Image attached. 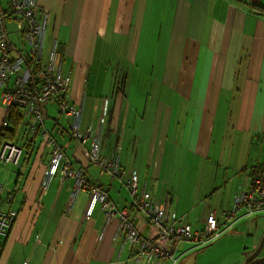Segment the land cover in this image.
Here are the masks:
<instances>
[{
	"label": "crops",
	"instance_id": "obj_1",
	"mask_svg": "<svg viewBox=\"0 0 264 264\" xmlns=\"http://www.w3.org/2000/svg\"><path fill=\"white\" fill-rule=\"evenodd\" d=\"M161 1L39 0L49 14L61 73L70 79V97L81 106L79 128L94 130L91 136L99 139V154H115L124 174H101L86 155L92 141L71 138L74 118L60 115L49 102L44 108L52 126L46 131L61 147L69 168L82 172L88 185L108 190L117 208L132 201L126 182L136 173L139 188L154 203H167L189 225L204 227L209 213L222 217L233 197L250 193L251 172L264 168V16L250 6L264 7V0H177L168 55L158 62L157 74L162 90L167 85L174 89L182 105L160 99L158 107L146 106L152 90L148 85L143 107L134 109L129 94L123 96L125 77L107 67L112 54L123 51L129 58L135 53V48L130 52L135 12L145 13L149 4L157 9ZM214 1L212 23L206 28ZM147 80L138 75L136 81ZM110 83L122 91L107 93ZM102 104L109 108V117L99 125ZM150 112L158 128H152L141 152L134 133L136 127L144 128ZM4 116L0 94V124ZM26 133L28 139L35 136L33 154L28 162L26 154L20 157L12 185L11 178L0 175L7 187L11 185L5 196L10 207L5 208L0 184V212H16L6 237L0 238V264H133L118 246L116 218L106 222L96 206L86 219L90 197L88 192L75 193V178L58 174L43 188L49 149L43 130ZM223 180V189L215 190ZM199 207L205 210L200 224L199 213L191 212Z\"/></svg>",
	"mask_w": 264,
	"mask_h": 264
},
{
	"label": "bare ground",
	"instance_id": "obj_2",
	"mask_svg": "<svg viewBox=\"0 0 264 264\" xmlns=\"http://www.w3.org/2000/svg\"><path fill=\"white\" fill-rule=\"evenodd\" d=\"M2 1H4L6 7H3ZM30 2L31 0H0V94L1 97L5 94H9L14 101H17L10 107L4 108L5 116L0 124V130L9 126L6 117L12 108H16L18 114L21 116L20 128L21 126L24 127L25 133L21 134L19 143L20 147L16 146L15 143L14 146L24 154L27 155L29 153L31 156L35 150L33 148L35 136L30 137L32 144L31 148L27 150L24 141L30 139H28L26 131H33L34 133H37L40 130L46 131L45 121L49 119L44 107L34 109L31 106L29 102L35 99H46L49 104H55L58 107L57 110L60 115L74 118V121L69 126V129L72 131L71 138H73L74 132L81 133L83 131L85 133L83 141L86 142L87 139L92 141L93 139L91 135L94 130L89 128L81 130L79 128L77 119L80 116L81 106L80 103H77L72 97H70V79L67 75L61 73L57 52L58 46L55 39L52 41L48 53V59L44 63L43 46L46 27L49 22V14L41 8L39 0H35L34 6H30ZM25 8L26 10L32 11L35 15V17H31L29 21L23 16L10 17L7 14L11 9V12L16 14L23 12L21 10H24ZM9 21L14 25L17 36L16 40L19 41L18 44L13 43L9 38L10 32L7 27V22ZM38 26L39 31H37ZM25 34L28 38L23 40L22 36ZM108 117L109 108L102 104L99 125H103ZM50 120L58 122V119L56 118H51ZM42 138L44 142H46L50 155L55 150L62 151L61 147L51 134L49 136L43 135ZM50 140H53V142L51 143ZM84 142L81 141V143ZM99 148L100 144L98 145V156H101L99 154ZM248 189L261 190L262 186H258L256 181L252 179ZM231 228L232 227L220 226L214 228L198 227L193 230L191 228H171L169 231L171 234H164L161 230H156L151 235L152 239L156 241L161 236H165L167 240V250L166 254L163 256L153 257L150 260L139 255L137 246L126 241L125 232L119 227H117L116 236L120 240V244H118L120 250L125 249L127 253L133 255V257H131L133 264H151L152 261H156V264H165L168 260H170V264H177L179 260V257L176 255V252L178 251L177 247L182 240L194 244H206L219 239L223 232H226ZM136 229L142 238L146 239L148 237L149 228L144 227ZM193 232H196V234H193ZM263 235L264 233L262 236ZM258 246L259 243L254 251L257 250ZM259 252H257L255 258H261L258 256Z\"/></svg>",
	"mask_w": 264,
	"mask_h": 264
},
{
	"label": "rangeland",
	"instance_id": "obj_3",
	"mask_svg": "<svg viewBox=\"0 0 264 264\" xmlns=\"http://www.w3.org/2000/svg\"><path fill=\"white\" fill-rule=\"evenodd\" d=\"M3 7H6L4 1H2ZM177 4V0H162L159 8H154L152 4L146 7V12L143 13L141 9L138 13L141 19H137L138 13L135 12L134 18L131 23L130 36H135L134 45H131L130 52L132 48H135V53L129 58H125L124 52H117L112 54L111 62L107 67L108 71L115 72L118 71V75L122 74L125 77L126 85L124 88L125 96L126 92L129 94V100L131 102L132 108L141 109L143 106V96H146V89L148 85L152 89L149 94V100L146 106L158 107L159 100L177 106L182 105V100L176 94V91L169 87L162 90L159 77L157 74L158 62L167 58L168 50L171 40V32L174 26V8ZM155 6V4H154ZM157 6V4H156ZM164 6V9L162 7ZM217 6V2H213L209 5L208 18L206 19V28L212 23L211 12ZM7 27L10 32V40L18 44L16 40V33L14 25L11 21L7 22ZM53 41V35L51 32V23L48 22L47 29L44 38V63L48 59V53ZM199 43V42H198ZM199 45H201L199 43ZM24 46V45H23ZM174 57H170L173 59ZM141 75L144 78H148L145 83H138L137 76ZM123 76H120L118 80H121ZM89 83L91 84L93 79V73L89 72L87 77ZM117 86L115 83H110L106 87V92L115 95V90ZM120 90V88H118ZM165 91V92H164ZM72 92V89H69ZM46 107L51 112L53 107L46 105ZM64 122V120H61ZM144 128L135 129L136 136V147L142 152L146 149V144L150 136L151 131L156 127L155 116L152 112L147 113L144 118ZM45 126L51 128L52 124L49 120L45 121ZM153 128V129H152ZM160 128V127H159ZM138 132V133H137ZM25 133L24 127L21 126L18 136L15 140V145L19 146L21 134ZM137 134V135H136ZM20 147V146H19ZM47 151H45V154ZM24 154V153H23ZM108 160H110V157ZM104 158V157H103ZM107 160V161H108ZM0 175L3 178L9 177L12 179V183H15V178L19 169L15 164H4L0 161ZM5 165V166H4ZM128 171L123 176L127 177ZM100 181L106 179V177H99ZM220 180V179H218ZM225 180L218 181L215 190H222L224 187ZM0 184L4 185V190L1 194V200L5 208L10 207L5 201V196L7 195L9 187L7 183L2 181L0 178ZM140 186L141 183H140ZM85 192V191H84ZM110 199V198H109ZM234 197L232 198V202ZM204 208H194L191 212H194V216L199 213L200 223H202V215L204 214ZM220 221V227H232L230 230L223 232L219 239L211 241L206 244L197 246L196 244L184 241L178 244V251L176 252L177 257H179L177 264H242L245 258L251 256L257 247L259 240L264 233V212L255 213L254 215L248 214L244 218H234L232 221H226L217 215ZM198 228V227H196ZM254 251V252H253ZM253 252V253H252ZM259 257L264 256V245L261 248Z\"/></svg>",
	"mask_w": 264,
	"mask_h": 264
},
{
	"label": "built area",
	"instance_id": "obj_4",
	"mask_svg": "<svg viewBox=\"0 0 264 264\" xmlns=\"http://www.w3.org/2000/svg\"><path fill=\"white\" fill-rule=\"evenodd\" d=\"M35 5V0H31L30 6ZM23 12L16 13L28 19L35 17L30 10H21ZM39 31V26L37 27ZM28 36L25 34L22 36L23 40H26ZM4 108L10 107L14 102L13 98L9 94H5L1 97ZM47 103L46 99H35L31 102V106L34 109L43 107V103ZM84 135L80 132H74L73 138L84 142ZM92 146L87 151L86 155L88 161L93 165H96L100 169L101 174H109L113 177L121 176L124 171L121 170L118 164V157L113 154L112 158L108 160V157L98 156V137H94L92 140ZM52 143L53 140H50ZM23 155L17 147L13 144H3L0 148V161L4 164L20 165V157ZM104 157V158H103ZM64 153L61 150H55L50 155L48 163V169L43 182V188L47 189L50 180L58 174H61L63 178H75L74 187L75 193L80 191L88 192L90 200L85 213L86 219H89L92 215L94 208L98 206L106 222H110L111 219L116 218L117 227L125 232L126 241L131 244H135L138 248L139 255L145 257L147 260L153 257L163 256L166 254L167 245L165 236H161L158 240L152 239V234L156 230H161L164 234L169 233L170 229L186 228L190 229L188 225L178 218L175 212L172 211L167 203H154L151 195L145 190L139 188V181L136 174H131L126 182V187L133 201V209L130 211L126 208H117L115 204L109 199L108 190L102 188L99 185H88L82 172H74L69 168V162L64 160ZM108 160V161H107ZM251 178L256 181L258 186H262L261 190H251L250 193L240 192L234 198L231 207L222 213V219L226 221H232L239 216L240 213H244L245 216L254 212H264V176L256 175ZM251 179V180H252ZM141 190V191H140ZM1 191V190H0ZM169 197L165 198V201L169 200ZM16 218L15 211L0 212V238L6 237L13 221ZM221 219L217 218L215 213H209L205 219L204 227L214 228L220 225ZM149 228L148 237L142 238L136 228ZM196 231V230H195ZM196 234V232H193ZM202 245V244H199Z\"/></svg>",
	"mask_w": 264,
	"mask_h": 264
},
{
	"label": "trees",
	"instance_id": "obj_5",
	"mask_svg": "<svg viewBox=\"0 0 264 264\" xmlns=\"http://www.w3.org/2000/svg\"><path fill=\"white\" fill-rule=\"evenodd\" d=\"M245 4L246 3H244V5ZM250 6L252 7V9L255 11V13L257 15L264 16V7H262L260 5H257V4H250ZM11 11H12V9L9 10V12L7 13L10 17H13V16H21L20 14L17 15L15 13H12ZM120 91H122V90H120ZM6 120H7L9 126L6 127V128H2L0 130V148L5 143H8V144H14L15 143L16 136L18 134V131H19V128H20V125H21V116L18 114L16 108H12L10 110V113H8V115L6 117ZM24 144H25V148L27 150H29L31 148V144H32L31 139L28 140V141H24ZM254 167L255 166H251L250 168L253 169ZM261 167H259L257 169H253V171L251 172V174H253V176H256V175H263L264 176V168H261ZM133 205L134 204H133V201H132V203L130 202L129 205L124 206L123 208H126V209H128V210L131 211L133 209ZM134 207H135V205H134ZM255 213H258V212H254L251 215H254ZM239 215L242 216V217L245 216L244 213H240ZM177 217L178 218H181L184 221L183 217H179V216H177ZM186 225H188L192 230L194 229V227L191 226V225H189L188 223H186ZM11 227H12V225H11ZM201 227H203V225ZM181 242H184V240H182ZM196 245L199 246V244H196ZM134 253H136V252H134ZM128 255H129V259L128 260H131V257H133V255L132 254L131 255L128 254ZM151 264H156V261H152ZM165 264H170V260H168L167 262H165Z\"/></svg>",
	"mask_w": 264,
	"mask_h": 264
},
{
	"label": "water",
	"instance_id": "obj_6",
	"mask_svg": "<svg viewBox=\"0 0 264 264\" xmlns=\"http://www.w3.org/2000/svg\"><path fill=\"white\" fill-rule=\"evenodd\" d=\"M26 157H27V162H28V160L30 158V154L28 153ZM25 165H26V163L24 164V166ZM244 217H246V216H244ZM244 217H242V218H244ZM263 243H264V235L262 236V238H261V240L259 242V246H258L257 250L254 252L253 255H251L250 257L246 258V260L244 261L243 264H264V257L255 258L257 252H259V250L261 249Z\"/></svg>",
	"mask_w": 264,
	"mask_h": 264
},
{
	"label": "flooded vegetation",
	"instance_id": "obj_7",
	"mask_svg": "<svg viewBox=\"0 0 264 264\" xmlns=\"http://www.w3.org/2000/svg\"><path fill=\"white\" fill-rule=\"evenodd\" d=\"M45 104L46 103L44 102L42 105L45 106ZM43 133H44V135L48 134L47 131H45V130H43ZM49 135H50V133L47 136H49Z\"/></svg>",
	"mask_w": 264,
	"mask_h": 264
},
{
	"label": "clouds",
	"instance_id": "obj_8",
	"mask_svg": "<svg viewBox=\"0 0 264 264\" xmlns=\"http://www.w3.org/2000/svg\"><path fill=\"white\" fill-rule=\"evenodd\" d=\"M44 107V106H43ZM5 144H8V143H5ZM14 145V144H13ZM23 156V155H22ZM133 174H136V173H133ZM137 175V174H136ZM56 176V175H55ZM138 177V176H137ZM129 179V178H128ZM138 181H139V179H138ZM143 190H144V188H143ZM131 203H132V201H131ZM176 214V213H175ZM216 215V214H215ZM240 216V215H239ZM217 217V216H216ZM218 218V217H217Z\"/></svg>",
	"mask_w": 264,
	"mask_h": 264
}]
</instances>
